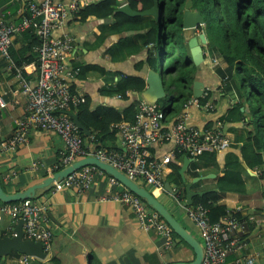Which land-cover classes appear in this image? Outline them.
Returning <instances> with one entry per match:
<instances>
[{
    "label": "crops",
    "instance_id": "1",
    "mask_svg": "<svg viewBox=\"0 0 264 264\" xmlns=\"http://www.w3.org/2000/svg\"><path fill=\"white\" fill-rule=\"evenodd\" d=\"M55 1L67 4L71 0ZM100 1L102 0H85V3L79 8ZM118 1L120 6L126 4L125 0ZM16 5L18 7L15 2L0 0V18L8 24H16L19 21L18 17L22 14L19 16L15 14L23 8H16ZM14 11L16 12L13 14ZM72 16L68 17L62 26L54 31L53 35L56 37L69 35L73 38V48L65 59L69 69L76 73L71 80V85L74 83L73 91L84 98L88 96L93 107L113 106L120 111L132 102H149L143 96L144 91L128 94L127 100L118 99L116 95L112 98L99 95L102 88H114L116 86V77L113 83L107 86L108 84L96 72L89 73L84 80L76 79V75L79 73V67L95 65L108 73L141 76L145 80L146 73L155 68L157 61V43L160 44L158 29H155L156 38L153 44L155 48L154 66L145 65L140 71H137L136 66L145 60L146 51L120 60L115 49L117 42L121 39L125 40L124 37H129L132 35L131 33L111 34L109 30L113 23L112 18L100 20L94 16H89L84 22H81ZM200 32L201 30H197L195 34L198 35ZM15 47L17 48V46ZM109 50L114 53V59L111 58ZM203 52L205 61L202 66L198 67L193 82L202 83L203 95L207 91L212 93L209 103L213 110L207 111L203 108L190 106L187 109H182L173 117H166V121L171 124L179 115L186 113V123L189 126L198 129L217 127L230 140V145L213 152L214 160L211 163L205 161V158H201L200 161L199 159L197 161L191 159L184 177L186 182H191L194 179L190 175V169L194 165L199 170L197 171L199 177H207L193 184L191 190L195 193L217 191L218 204L225 205L230 212L238 213L247 221L245 238L248 239V242L245 253L256 254L261 251V244L264 242V178L260 177L262 170L256 167L254 169L249 168L242 157V151L248 148L243 146L247 137V131H245L247 117L239 120L237 113H234L229 120L227 119V115L237 103L241 102L243 105L241 111L244 110L245 114L246 106L250 111L252 105L250 102L240 101L234 92L227 94L220 92L221 82L213 68L215 66L224 67L225 64L218 54L209 52L206 46H203ZM212 59L216 60V64L211 63ZM160 66L162 72L163 61ZM12 69L11 62L6 63L0 58V141L11 139L16 122L26 115L27 100L23 93L22 81L35 83L38 78V69L34 64L24 66L23 70L16 74ZM116 144L120 149L118 141ZM64 150L62 141L55 133L39 129L31 130L26 144L6 155H0L2 187L8 193H15L40 182L55 172L54 167ZM175 152V147L171 143L155 144L150 150L152 158L163 163L164 183L166 180L173 191H176L177 187L167 181L171 169L168 166L169 162L165 161L167 158L170 160ZM185 157L181 154L180 159L175 158V163L179 164L180 169ZM37 162L43 167L38 170H31L32 165ZM233 169L234 174L243 183V191L241 193L218 191V181L224 177L226 171ZM232 185L234 182L230 180L224 184L225 187ZM147 188L169 210L181 226L199 240L198 231L188 220L184 209L177 203L176 196H172L164 190ZM120 190L121 188L112 186L107 175H104L96 177L91 188L85 192L80 193L75 189L54 192L50 189L49 191L38 192L36 199L44 201L48 206L47 217L53 232V239L48 251L45 252L46 258L42 261L36 260L37 263L167 264L192 261L194 255L189 247L176 241L174 248L170 252H166L163 249L162 238L155 231L142 230L129 208L116 202H102L100 200L103 196ZM9 225V219L4 218L0 223V233L5 234L11 230L8 235H12L17 224L8 230ZM22 257L23 255L12 253L6 258V264H21ZM236 258L237 256L234 254H229L227 264H237ZM33 261L34 258H31L28 264H32Z\"/></svg>",
    "mask_w": 264,
    "mask_h": 264
},
{
    "label": "built area",
    "instance_id": "2",
    "mask_svg": "<svg viewBox=\"0 0 264 264\" xmlns=\"http://www.w3.org/2000/svg\"><path fill=\"white\" fill-rule=\"evenodd\" d=\"M27 2V15L22 11L23 15L18 24H8L0 18V58H9L13 37L16 34L32 29L40 39V45L35 49L38 54V78L35 83L22 81L27 112L16 122L11 139L0 141V155H6L26 144L33 129L50 131L60 138L65 148L54 167L55 172L70 166L78 159L94 157L141 186L163 191L164 165L155 161L150 153L155 144L171 143L177 152L193 161H197L204 153H213L230 145V140L217 127L205 129L191 127L186 123V113L168 124L157 103L140 101L135 121L115 126L119 151L86 146L80 130L68 116L72 108L85 101L83 96L71 90V80L76 73L69 69L65 62L73 48V38L69 35L60 37L53 35L54 31L85 3V0H71L67 4L55 0ZM211 63L216 64V60L212 59ZM116 97L121 99L120 95ZM200 98L189 99L183 109L195 106L212 111L210 103L201 104ZM165 162H169V159L167 158ZM40 167L43 165L37 162L32 165L31 170H38ZM197 171L199 170L196 169ZM104 175L106 174L97 167L86 166L56 182L51 189L53 192L67 189L85 192L91 188L96 177ZM107 177L112 186L121 190L105 195L100 200L116 202L129 208L135 215L139 227L144 231H155L163 240V249L170 252L176 241L169 226L156 213L150 211L140 198L111 176ZM177 203L184 209L188 220L198 231L203 250L200 264H227L229 254L237 256V264H264V242L259 253H245L248 242L245 238L247 221L237 217L236 212L229 211L218 222L211 223L207 217V210L202 206L191 208L185 205V201ZM47 209L46 203L36 198L13 204H0V223L4 218H8L10 230L22 220L23 238L40 242L44 252H47L53 239ZM30 259L23 256L20 263L28 264Z\"/></svg>",
    "mask_w": 264,
    "mask_h": 264
},
{
    "label": "trees",
    "instance_id": "3",
    "mask_svg": "<svg viewBox=\"0 0 264 264\" xmlns=\"http://www.w3.org/2000/svg\"><path fill=\"white\" fill-rule=\"evenodd\" d=\"M153 1L125 0L133 10L139 12L151 8ZM158 1V7L162 12V18L158 24L150 16L128 17L122 13H116L117 8L120 6L118 0H102L88 4L81 9L79 8L72 17L81 22H84L89 16H94L100 20L112 18L113 23L109 30L111 34L131 33L132 35L129 37H124L125 40L118 41L115 49L120 56V60L137 55L145 50L146 58L143 62L138 63L136 66L137 71H140L145 65L154 66L155 48L153 44L156 38L155 29L158 27L163 61L162 80L165 85L166 97L157 104L165 117H173L182 111L183 106L191 98V86L198 67L177 54L178 49L180 50L183 45L181 14L188 0ZM189 1H191L192 10L198 11L204 18L201 31L205 33L207 38L206 48L209 49V52L218 54L225 64L224 67L215 66L213 68L214 73L221 82L220 92L223 94L234 92L240 101L250 102L252 105L250 111L245 114L244 110L241 111L243 105L239 101L240 103L232 107L227 119L229 120L234 113H237V119L239 120L247 117L245 122L247 137L243 146L248 148L242 151V157L249 168L254 169L256 167L262 170L260 177L264 178V0ZM15 3L18 4L19 8L23 7L15 15L19 16L22 11L24 15H27V0ZM18 7L16 5V8ZM22 15L18 17L19 21L16 24L21 21ZM213 27L215 28L213 29ZM215 29L222 31L224 45L220 44L216 33L214 36L213 30L216 31ZM39 45L40 39L32 29L16 34L13 37L9 58H2V60L6 63L11 62L14 74L23 70V67L29 64L38 67V54L35 49ZM109 53L111 58L114 59V53L110 50ZM78 69L79 73L76 75L78 80H84L89 73L96 72L109 86L116 77L114 88H102L99 91V95L105 98L120 95L122 100H127L128 94L142 93L146 87L145 80L141 76L108 73L103 68L95 65H86ZM71 90H74V83L71 85ZM211 96L212 93L207 91L199 99V102L201 104L209 103L211 102ZM138 103L132 102L120 111L113 106L93 107L90 98L86 96L83 103L71 109V113L75 114L79 123L91 133L90 136H84L81 133L86 146L93 149L119 151L120 149L116 144L117 131L115 126L123 122L133 123ZM180 157L181 153L176 151L173 157L170 158L168 166L171 173L167 177V181L177 187V200L184 202L185 189L179 175L180 166L175 163V158L180 159ZM201 158H205V161L211 163L214 160V154L204 153L200 156L199 161L202 160ZM190 175L194 178L199 177L195 165L191 167ZM228 180L234 182V185L225 187L224 184ZM143 187L148 189L146 186ZM217 188L218 191L241 193L243 183L234 174L233 169L226 171L224 177L218 181ZM3 189L8 193L5 188ZM218 200V192L209 191L203 196L194 197L190 207L202 206L207 210L209 221L216 223L229 212L225 205L218 204ZM0 204L3 203L0 202ZM147 208L150 209L148 206ZM236 216L242 218L238 213H236ZM172 234L175 241L187 246L173 232Z\"/></svg>",
    "mask_w": 264,
    "mask_h": 264
},
{
    "label": "water",
    "instance_id": "4",
    "mask_svg": "<svg viewBox=\"0 0 264 264\" xmlns=\"http://www.w3.org/2000/svg\"><path fill=\"white\" fill-rule=\"evenodd\" d=\"M159 1L154 0L153 6L145 11H135L129 4H123L117 8L116 13H122L128 17H145L150 16L154 19L155 23H159L162 18V12L160 11ZM204 25V18L198 11L192 10L191 1H187L184 5L182 14H181V28H182V43H183V52L187 61L191 62L194 66L200 67L205 61V55L203 52V46L207 44V38L204 32L196 35V31L201 29ZM158 28V33H159ZM192 34H195L192 36ZM157 49V59H158V69L148 71L145 75V83L147 88L143 92V96L146 97L149 103L157 102L162 99H165V85L162 80V52L161 44H158ZM204 93V87L202 83L194 81L192 83V95L194 98H200ZM151 101V102H150ZM246 113L249 112L248 106L245 108ZM68 116L72 119L73 123L77 126L80 132L84 136H90V131L83 127L75 114L68 113ZM191 159L185 157L183 159V164L179 170V175L185 189V205H192L193 198L196 196H203L205 192L195 193L191 190L193 184L200 182L201 180L207 177H196L191 182H186L184 177L185 170ZM86 166H95L106 175L111 176L117 180L125 189L131 192L133 195L140 198L145 204L154 211L171 229V231L180 238L193 252V259L190 262H172L167 264H200L203 257V250L200 242L191 235L181 224L173 217L169 210L161 204L154 195L145 187L137 184L136 182L128 179L123 173L116 170L114 167L109 164L103 163L94 157H87L78 159L73 164L68 167H65L59 171L52 173L51 175L45 177L40 182L35 183L25 190L18 191L15 193H7L4 191L1 178H0V202L3 204H13L23 200H30L36 197V194L41 191H49L56 182H59L72 173L80 170ZM164 191L169 193L172 196H176L177 190L169 186L168 182L164 183ZM22 220H19L17 226L13 229L12 235L0 233V264H6V258L9 257L12 253L18 255L27 256L34 258L32 264H38L36 260H44L46 258V253L44 252L43 245L40 242H34L31 240H26L23 238L22 231Z\"/></svg>",
    "mask_w": 264,
    "mask_h": 264
},
{
    "label": "rangeland",
    "instance_id": "5",
    "mask_svg": "<svg viewBox=\"0 0 264 264\" xmlns=\"http://www.w3.org/2000/svg\"><path fill=\"white\" fill-rule=\"evenodd\" d=\"M214 28H215V27H213V29H214ZM157 29H158V27H157ZM215 30H216V31L213 30V32H214V36H215V33H216V37L219 38V40H220V44L224 45V44H225V41H224V38H223L222 31H220L219 29H215ZM157 37H158V36H157ZM157 49H158V47H157ZM177 54H180V56L186 60V58H185V54H184V52H183V45L181 46L180 50L178 49ZM155 67H156V69L159 71V69H158V59H157V61H156ZM252 104H253V103H252ZM253 105H254V104H253Z\"/></svg>",
    "mask_w": 264,
    "mask_h": 264
},
{
    "label": "clouds",
    "instance_id": "6",
    "mask_svg": "<svg viewBox=\"0 0 264 264\" xmlns=\"http://www.w3.org/2000/svg\"><path fill=\"white\" fill-rule=\"evenodd\" d=\"M201 30V29H200ZM201 32H203V31H201ZM206 46V45H205ZM36 198V197H35Z\"/></svg>",
    "mask_w": 264,
    "mask_h": 264
}]
</instances>
